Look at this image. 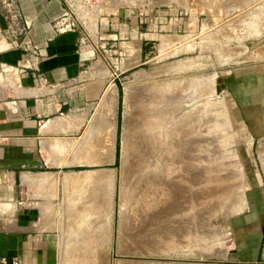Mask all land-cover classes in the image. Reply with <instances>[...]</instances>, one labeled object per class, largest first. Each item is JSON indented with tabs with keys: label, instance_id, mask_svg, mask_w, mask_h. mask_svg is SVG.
Instances as JSON below:
<instances>
[{
	"label": "rangeland",
	"instance_id": "1",
	"mask_svg": "<svg viewBox=\"0 0 264 264\" xmlns=\"http://www.w3.org/2000/svg\"><path fill=\"white\" fill-rule=\"evenodd\" d=\"M85 3L88 32L96 19L115 33L130 14L144 20L172 8L212 22L179 40L154 35L136 66L118 75L112 178L85 176L65 188L55 264H246L256 221L242 218L262 200L252 190L256 172L264 178V137L246 122L236 85L264 72V0Z\"/></svg>",
	"mask_w": 264,
	"mask_h": 264
},
{
	"label": "crops",
	"instance_id": "2",
	"mask_svg": "<svg viewBox=\"0 0 264 264\" xmlns=\"http://www.w3.org/2000/svg\"><path fill=\"white\" fill-rule=\"evenodd\" d=\"M163 11L144 20L130 14L115 33L116 25L100 21L92 32L59 33L54 23L65 13L63 0L0 1V263H56L57 206L65 188L85 176L88 182L105 173L112 178L121 121L118 75L136 66L154 35L179 40L186 28L212 22L210 14L191 19L174 8ZM124 33L127 39L117 40ZM6 66L25 68L9 84L1 75ZM245 76L236 85L240 105L264 137V72ZM256 178L252 195L262 200L242 218L256 221L249 224L256 235L246 264L264 257V178L261 172Z\"/></svg>",
	"mask_w": 264,
	"mask_h": 264
},
{
	"label": "built area",
	"instance_id": "3",
	"mask_svg": "<svg viewBox=\"0 0 264 264\" xmlns=\"http://www.w3.org/2000/svg\"><path fill=\"white\" fill-rule=\"evenodd\" d=\"M63 2L65 4V13L54 23L55 30L59 33H63L81 29L86 33L85 21H89L91 14H89V16H87V14L85 16L83 15V13H87L88 11L85 0H63ZM8 5L11 7L10 1H8ZM99 21H101V19H99ZM97 22L98 19H96L95 26ZM24 68V66H6L1 70V75L5 81L10 84L14 82L15 76L20 74ZM114 76L116 77L117 74L114 73ZM10 264H20V262L13 261Z\"/></svg>",
	"mask_w": 264,
	"mask_h": 264
},
{
	"label": "bare ground",
	"instance_id": "4",
	"mask_svg": "<svg viewBox=\"0 0 264 264\" xmlns=\"http://www.w3.org/2000/svg\"><path fill=\"white\" fill-rule=\"evenodd\" d=\"M69 196H70V194H69Z\"/></svg>",
	"mask_w": 264,
	"mask_h": 264
}]
</instances>
